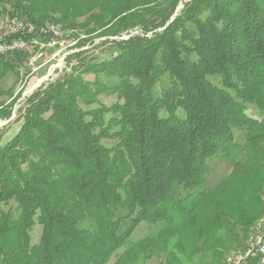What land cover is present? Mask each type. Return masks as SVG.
<instances>
[{"label":"trees","instance_id":"16d2710c","mask_svg":"<svg viewBox=\"0 0 264 264\" xmlns=\"http://www.w3.org/2000/svg\"><path fill=\"white\" fill-rule=\"evenodd\" d=\"M5 12L80 26L79 47L104 37L115 53L69 56L72 72L40 86L19 131L0 135V264H107L123 247L114 264H226L234 224L264 215V0H0ZM24 49L0 63L15 69ZM107 91L117 101L104 103ZM233 147L245 162L208 190ZM142 222L154 232L135 240Z\"/></svg>","mask_w":264,"mask_h":264},{"label":"rangeland","instance_id":"374dc122","mask_svg":"<svg viewBox=\"0 0 264 264\" xmlns=\"http://www.w3.org/2000/svg\"><path fill=\"white\" fill-rule=\"evenodd\" d=\"M183 7L184 4H180L177 11L183 9ZM9 9L11 8L9 7ZM175 14H177V12ZM7 15L12 16L10 12H5L1 16L0 27L3 18ZM84 19L85 18H80V22H82ZM46 24H49L51 26V24L54 23L52 21H48ZM54 25H56L57 27L60 26L59 30L60 34L62 35V42H59L57 45H48V41H44L46 43H42L38 36L31 34V37L29 39H32V42L29 43L24 50H22L26 53V55H23L19 58L18 61H21L19 63L20 65L16 64L15 71L10 73L11 76L15 75V78L17 77V80L12 82L10 77H6L2 82V86L0 85V105L7 100H10V103L15 102L12 108L13 114L10 119L6 118L7 121L5 122L6 119L0 118V135L2 136L1 144H5L6 142H8L7 140L12 138L22 126L24 122L26 102L29 96L32 95L37 89H39V87L43 84L61 77L63 74H65V72H72L71 67L77 66L79 58H75L72 63H69V56L83 50L84 56H90L91 58H104L115 53L114 46L109 41L105 42L104 37H97L94 43L90 42L84 47H79L78 44H80L81 37H85V35H83V33H81L80 31V26L75 30L64 31L60 24ZM189 26L191 28L194 27V25L190 23ZM136 32L137 30H135L133 33ZM3 35L4 34L0 29V40L3 38ZM124 38H128V36L125 35ZM35 39H37V41ZM110 40H112V38H110ZM33 68H36L37 70L33 71ZM85 77L87 79H95L94 74H86ZM209 78L215 84L219 86L223 85L222 80L219 76H209ZM100 80L103 82L111 83L113 81H116L117 79L108 78L106 75L100 74ZM231 92L235 94L233 90H231ZM100 99L106 104H112L113 102L117 101V95L115 93L107 91L101 94ZM247 113L253 118L262 119L259 109L253 104H248ZM245 136L246 132L239 133L236 139V143H242ZM116 142V140L112 139H103V143L107 146H112L116 144ZM221 154V156H226V158L215 159L210 166L212 173L209 177V181L206 183V188L208 190H213L221 180L230 175L234 167L232 165L233 161H242V163H244L246 160V157L241 156V154L238 153L235 147L230 149V155H228V153L226 155L225 152H221ZM227 156H229L228 159ZM181 195H186V192H181ZM262 199L264 202V189ZM0 206L6 209L10 207L9 205H5L3 203H0ZM262 219L263 217H260L254 223V225H252L248 229L245 228V225L242 223L237 222L234 224V227H232V229L237 233L236 237H238V240L237 244H231L232 248L229 250L226 257H223V259H225L223 261H225L226 264H230V258H232L237 252L244 250L254 239L255 235L260 232L258 230V227ZM42 231L43 226L37 222L31 233L33 243L39 242ZM152 232H154L153 227H149L147 223L142 222L134 233V239L137 240L144 238L145 236H147V234H152ZM123 250L124 247L121 248L107 264H113L114 260L119 257L120 253H122ZM207 257L210 260L211 256L207 255ZM154 258L156 263L154 262L152 264H165V259L163 256Z\"/></svg>","mask_w":264,"mask_h":264},{"label":"built area","instance_id":"2783aa9c","mask_svg":"<svg viewBox=\"0 0 264 264\" xmlns=\"http://www.w3.org/2000/svg\"><path fill=\"white\" fill-rule=\"evenodd\" d=\"M2 25H6V27L14 26L15 36L6 37L3 35L0 40V57L5 56V52L13 47L26 48L32 42V39H29L31 34L38 36L42 43L45 38L48 41H56L61 40L62 36L59 28H54L49 24L37 26L26 17L7 15L3 18ZM35 40L37 41V39ZM36 70V68H33V71ZM258 228L261 229V236H258L257 250H249V247H246L230 258V264H264V223H260Z\"/></svg>","mask_w":264,"mask_h":264},{"label":"bare ground","instance_id":"6f19581e","mask_svg":"<svg viewBox=\"0 0 264 264\" xmlns=\"http://www.w3.org/2000/svg\"><path fill=\"white\" fill-rule=\"evenodd\" d=\"M2 29L4 30V35L6 37H13L15 36V28L14 26H7L6 25H2L1 24ZM55 28V26H54ZM55 41H53L54 43ZM24 49L23 47H13L12 49L7 50V52H5V55L14 51H18ZM260 223H264V215H263V219L262 221H260ZM260 232H258L254 239L249 243V245L247 247H249V250H257V244H258V236H261V229H258Z\"/></svg>","mask_w":264,"mask_h":264},{"label":"crops","instance_id":"0c3cea01","mask_svg":"<svg viewBox=\"0 0 264 264\" xmlns=\"http://www.w3.org/2000/svg\"><path fill=\"white\" fill-rule=\"evenodd\" d=\"M2 31V30H1ZM3 32V31H2ZM19 59H15V69H16V64H19L20 62L18 61ZM4 61H6V59H2V60H0V62H4ZM20 65V64H19ZM15 69H13V70H7L6 69V67H4L3 66V64L2 63H0V85L2 86V82H3V80H4V78H6V77H10V79L12 80V82H14V81H16L17 80V77L15 78V75L14 76H11L10 75V73L11 72H14L15 71ZM15 74V73H14ZM22 75V74H21ZM0 91H1V89H0ZM7 93V92H6ZM10 100H7V101H5V102H3L2 103V105H7V104H9L10 102H9ZM1 107V106H0ZM1 118V117H0ZM2 119V118H1ZM4 119H6V118H4ZM10 119V118H9ZM22 120V119H21ZM7 121V119L5 120V122ZM4 122V123H5ZM11 139V138H10ZM10 139H8L7 141H9ZM115 256V255H114ZM116 260H117V258H116ZM116 260H114V262H113V264L116 262ZM156 263V261H155V258H151V259H149L148 261H146L144 264H152V263Z\"/></svg>","mask_w":264,"mask_h":264}]
</instances>
